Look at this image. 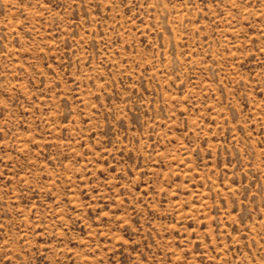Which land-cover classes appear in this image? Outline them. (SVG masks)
<instances>
[{"label": "rangeland", "instance_id": "rangeland-1", "mask_svg": "<svg viewBox=\"0 0 264 264\" xmlns=\"http://www.w3.org/2000/svg\"><path fill=\"white\" fill-rule=\"evenodd\" d=\"M0 264H264V0H0Z\"/></svg>", "mask_w": 264, "mask_h": 264}]
</instances>
